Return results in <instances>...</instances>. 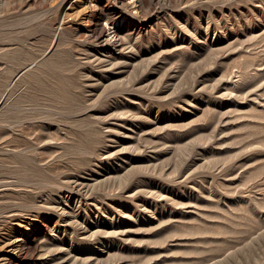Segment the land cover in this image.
<instances>
[{"label":"rangeland","instance_id":"rangeland-1","mask_svg":"<svg viewBox=\"0 0 264 264\" xmlns=\"http://www.w3.org/2000/svg\"><path fill=\"white\" fill-rule=\"evenodd\" d=\"M142 1L0 0L9 264H264V0Z\"/></svg>","mask_w":264,"mask_h":264},{"label":"bare ground","instance_id":"bare-ground-1","mask_svg":"<svg viewBox=\"0 0 264 264\" xmlns=\"http://www.w3.org/2000/svg\"><path fill=\"white\" fill-rule=\"evenodd\" d=\"M136 3H137V6H139V8L141 9V10H143L144 12H145V10L147 9V7L143 4V1L142 0H136ZM112 12H114V11H112V10H110V11H100L98 14H97V16H94V17H96V19H98L99 17H101V16H109V15H111V14H109V13H112ZM92 30V32H94V34H95V36L98 38L99 37V35H100V33L102 32V29H99V30H96V29H91ZM121 43V40H116L115 42H113V45L114 46H117V45H119ZM8 152V151H7ZM18 152H20V151H18ZM17 152V153H18ZM24 152V151H23ZM1 157V156H0ZM9 159L10 158H14V160H15V162H18L19 163V166H18V168H20L21 166H23V168L22 169H25V171H24V174H18V176H17V178H18V180H21V183H18V182H16V181H14V182H11L12 184H15V185H17V186H20V187H31L32 188V184L30 183H28L27 181H28V178H27V174H30L31 172H33L34 171V169L36 170V168H27V166H26V164L28 163V161H29V159H28V156H26V155H14V156H9L8 157ZM7 157L6 158H0V164L1 163H4L5 161H6V159H8ZM11 164V163H10ZM13 164V163H12ZM17 164V163H16ZM2 165L3 164H1L0 165V181H2V178H9L10 176H11V171H12V168L13 167H9V166H3L2 167ZM6 165V164H5ZM16 168V167H15ZM17 169V168H16ZM4 175V176H3ZM6 179H4V181H5ZM5 183H10V182H5ZM18 183V184H17ZM0 184H2V183H0ZM4 184V183H3ZM24 198V197H23ZM26 200H24V203L23 204H25L26 202H25ZM30 201V200H29ZM22 204V205H23ZM4 206H6V204H4V205H1L0 204V212H2V211H5V210H2L3 209V207ZM21 207V206H20ZM13 211V210H15L14 208H10L9 210H6V212H8V211ZM63 212H65V210L63 211ZM14 213V212H13ZM7 214V213H6ZM10 214H12V213H10ZM3 216V215H2ZM31 225L33 224V225H35L36 227H38L37 226V223L36 222H31L30 223ZM39 228H40V226H39ZM37 231H39V229H37ZM35 237H34V235L33 234H29L28 236L27 235H24V233H22V232H19V231H17V232H15V233H12L11 235H8L7 236V238L6 239H3V241H5L4 242V245L5 246H9L10 248H11V250H13V252L15 251L16 253H17V256L19 255H22L21 256V258L18 260V264H28V261H30L31 260V258H34V256L38 253V251L40 250V247L41 246H43V245H38L37 243H36V241H35ZM56 248L55 249H58L59 248V250H60V244H61V239H56ZM44 252H48V251H50V249H49V247L48 246H46V247H44ZM7 251H9V250H7ZM12 252V253H13ZM15 254V253H14ZM4 257V256H3ZM12 257L13 256H10V255H6V257H4V258H1L0 257V260H1V262H0V264H9V261L12 259ZM52 259V258H51ZM55 259V258H54ZM44 263V262H43ZM53 263V262H52ZM81 264H83V263H81Z\"/></svg>","mask_w":264,"mask_h":264}]
</instances>
